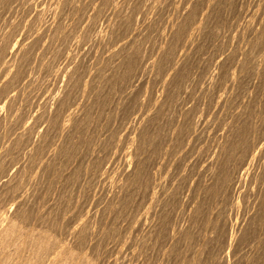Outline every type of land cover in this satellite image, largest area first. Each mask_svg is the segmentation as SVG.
Masks as SVG:
<instances>
[{
  "label": "rangeland",
  "instance_id": "obj_1",
  "mask_svg": "<svg viewBox=\"0 0 264 264\" xmlns=\"http://www.w3.org/2000/svg\"><path fill=\"white\" fill-rule=\"evenodd\" d=\"M3 224L0 264H264V0H0Z\"/></svg>",
  "mask_w": 264,
  "mask_h": 264
},
{
  "label": "bare ground",
  "instance_id": "obj_2",
  "mask_svg": "<svg viewBox=\"0 0 264 264\" xmlns=\"http://www.w3.org/2000/svg\"><path fill=\"white\" fill-rule=\"evenodd\" d=\"M11 219H12V218H11ZM9 221H10V220H9ZM9 221H8V222H9ZM6 222H7V221H6ZM10 224H11V223H10ZM10 226H12V225H10ZM13 226H14V225H13ZM5 227H7L6 224H5V225L3 224L2 226H0V233H1V234L4 233V229H5ZM14 227H15V226H14ZM6 229H8V228H6ZM5 231H6V230H5ZM6 232H7V231H6ZM6 232H5V233H6ZM1 234H0V236H1ZM6 234H7V233H6ZM23 237H24V236H23ZM3 238H4V237H3ZM0 239H1V238H0ZM22 247H23V246H22ZM22 247H21V249H22ZM24 248H25V247H24ZM5 249H6V248H5ZM33 250H34V248L32 249V251H33ZM25 251H26V250H25ZM37 251H38V250H37ZM23 253H24V252H23ZM30 253H32L31 250H30V249L27 250V255L30 254ZM4 254H5V253H4ZM25 254H26V252H25ZM21 257H22V256H21ZM23 261H24V260H23ZM31 264H32V263H31Z\"/></svg>",
  "mask_w": 264,
  "mask_h": 264
}]
</instances>
